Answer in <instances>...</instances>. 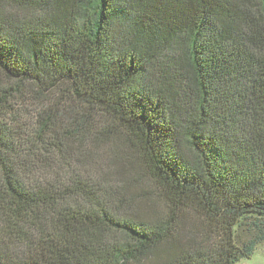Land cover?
Segmentation results:
<instances>
[{
  "label": "trees",
  "instance_id": "trees-1",
  "mask_svg": "<svg viewBox=\"0 0 264 264\" xmlns=\"http://www.w3.org/2000/svg\"><path fill=\"white\" fill-rule=\"evenodd\" d=\"M261 245L264 0H0V264Z\"/></svg>",
  "mask_w": 264,
  "mask_h": 264
},
{
  "label": "rangeland",
  "instance_id": "rangeland-1",
  "mask_svg": "<svg viewBox=\"0 0 264 264\" xmlns=\"http://www.w3.org/2000/svg\"><path fill=\"white\" fill-rule=\"evenodd\" d=\"M28 113H31L32 111L30 109H27ZM28 120V123H30V119L26 116V118H24L23 122H26ZM23 122H21V126H23ZM20 133H24V131H21V128L19 130ZM238 264H264V246L261 245L257 251L255 252V254L252 256V258L250 259H246V260H242L241 262H239Z\"/></svg>",
  "mask_w": 264,
  "mask_h": 264
}]
</instances>
